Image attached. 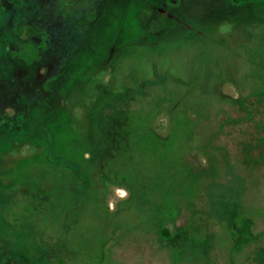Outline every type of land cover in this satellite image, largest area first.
<instances>
[{"label": "rangeland", "instance_id": "1", "mask_svg": "<svg viewBox=\"0 0 264 264\" xmlns=\"http://www.w3.org/2000/svg\"><path fill=\"white\" fill-rule=\"evenodd\" d=\"M0 264H264V0H0Z\"/></svg>", "mask_w": 264, "mask_h": 264}, {"label": "trees", "instance_id": "2", "mask_svg": "<svg viewBox=\"0 0 264 264\" xmlns=\"http://www.w3.org/2000/svg\"><path fill=\"white\" fill-rule=\"evenodd\" d=\"M153 29L154 31L157 30L156 27H153ZM25 34H27V37L22 39ZM33 35L34 29L32 27H19L16 37L21 40L16 42L15 48L11 51V53L16 57L24 59L26 62L38 61L40 59L41 48L37 41L30 38ZM97 153L98 151H96V154ZM96 154L92 157L95 158L92 160L93 166L91 168H94L95 164H99L98 171L101 172L104 168L103 162H100V160L96 158ZM109 180L113 181L111 177ZM76 181L77 180L75 179V182ZM82 192L84 193V191ZM220 196L219 200L213 204L214 216L220 222H224L226 224L231 231V234L234 236L235 248L240 249L243 245L250 243L253 239L251 236L252 220L244 218L240 215L241 206L238 192L229 189Z\"/></svg>", "mask_w": 264, "mask_h": 264}]
</instances>
